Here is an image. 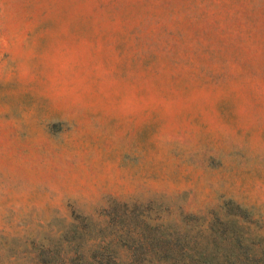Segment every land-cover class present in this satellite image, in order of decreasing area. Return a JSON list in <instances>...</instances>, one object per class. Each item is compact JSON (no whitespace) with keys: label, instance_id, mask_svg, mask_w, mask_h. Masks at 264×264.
Here are the masks:
<instances>
[{"label":"rangeland","instance_id":"374dc122","mask_svg":"<svg viewBox=\"0 0 264 264\" xmlns=\"http://www.w3.org/2000/svg\"><path fill=\"white\" fill-rule=\"evenodd\" d=\"M264 264V0H0V264Z\"/></svg>","mask_w":264,"mask_h":264},{"label":"trees","instance_id":"16d2710c","mask_svg":"<svg viewBox=\"0 0 264 264\" xmlns=\"http://www.w3.org/2000/svg\"><path fill=\"white\" fill-rule=\"evenodd\" d=\"M99 264H101V263H99ZM105 264H107V263H105ZM232 264V263H231Z\"/></svg>","mask_w":264,"mask_h":264}]
</instances>
